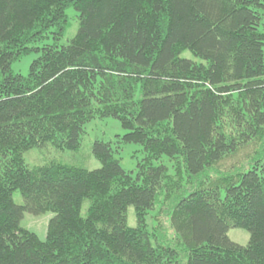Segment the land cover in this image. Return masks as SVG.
Here are the masks:
<instances>
[{"label": "trees", "instance_id": "obj_1", "mask_svg": "<svg viewBox=\"0 0 264 264\" xmlns=\"http://www.w3.org/2000/svg\"><path fill=\"white\" fill-rule=\"evenodd\" d=\"M97 117L143 145L136 175L101 139L97 169L26 163ZM47 211L45 239L21 225ZM0 264H264V0H0Z\"/></svg>", "mask_w": 264, "mask_h": 264}, {"label": "rangeland", "instance_id": "obj_2", "mask_svg": "<svg viewBox=\"0 0 264 264\" xmlns=\"http://www.w3.org/2000/svg\"><path fill=\"white\" fill-rule=\"evenodd\" d=\"M67 17L69 22L68 27L61 39L55 40L53 37H50L45 40V43H53L56 41L59 45H64L75 36L79 28L78 11H76L73 7H69L67 9ZM43 44L44 43L42 42L39 43V45ZM36 56L37 53L32 52L23 57L21 60L14 62L12 64V72L27 75L30 64ZM183 56L199 61V59L194 57L190 51L184 52ZM126 132L127 130L122 126L119 119L115 117H97L85 125L84 132L82 133L81 145L78 149H60L54 144L48 142L45 145L27 150L24 153V159L29 165H43L50 161H57L67 165L97 169L101 167L102 164L93 153V144L96 140L101 139L112 143V146L115 149V157L120 160L124 169L132 172L133 175H136L139 161L144 157V148L143 145L139 143H124L120 140V137ZM164 161L168 165L171 164L167 158H165ZM170 172L173 173V168L171 166ZM14 200L19 205L24 203V197L20 190L15 191ZM88 205L89 202L86 201L83 206L84 214L86 213ZM163 206L165 208L166 224H169V211L171 206L169 204H163L161 202V198H159L155 209L151 210L150 215L155 214ZM54 215L55 214L52 211H47L41 214L26 212L21 221V225L36 232L40 238L45 239L48 222ZM127 215L128 224L130 226H136L137 221L133 206L129 207ZM148 222L150 226L154 223L151 218L148 219ZM228 235L233 241L242 245L248 244L250 240V233L244 228H231ZM161 238L163 239V237Z\"/></svg>", "mask_w": 264, "mask_h": 264}]
</instances>
